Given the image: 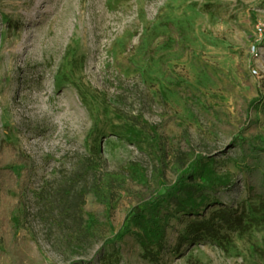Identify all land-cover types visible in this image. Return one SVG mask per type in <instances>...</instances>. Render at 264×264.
<instances>
[{"label": "rangeland", "instance_id": "374dc122", "mask_svg": "<svg viewBox=\"0 0 264 264\" xmlns=\"http://www.w3.org/2000/svg\"><path fill=\"white\" fill-rule=\"evenodd\" d=\"M261 101L264 0H0V152L21 177L0 264H264L239 142L264 146Z\"/></svg>", "mask_w": 264, "mask_h": 264}, {"label": "trees", "instance_id": "16d2710c", "mask_svg": "<svg viewBox=\"0 0 264 264\" xmlns=\"http://www.w3.org/2000/svg\"><path fill=\"white\" fill-rule=\"evenodd\" d=\"M187 91V90H186ZM249 105H246V110ZM259 109L264 114V102L257 104ZM239 142L242 144V155L240 159L242 170L246 173L247 184L249 187V194L252 197L258 198L261 202H264V146L257 143L255 140L247 139L244 137L239 138ZM16 158L13 150L9 146H6L0 152V223L6 228H11V213L14 209V202L10 194L11 188L17 186L20 182V175L16 172L14 167L10 164L11 160ZM106 184L110 182V176H106ZM99 177H96L94 183L90 185L91 192L97 198H101L100 185L98 181ZM218 212V211H216ZM224 218L222 214H217L214 218ZM227 220V218H224ZM238 223V221H235ZM155 228V229H154ZM212 226L205 222L191 224L187 231L204 230L205 232L211 230ZM146 235H141V243L147 256L152 258L158 257V254L154 255L153 248L162 246L165 231L164 227L158 223L153 224V229L148 230Z\"/></svg>", "mask_w": 264, "mask_h": 264}, {"label": "bare ground", "instance_id": "6f19581e", "mask_svg": "<svg viewBox=\"0 0 264 264\" xmlns=\"http://www.w3.org/2000/svg\"><path fill=\"white\" fill-rule=\"evenodd\" d=\"M74 106H75V102H74L73 98H70L68 100H65L62 103L61 108L63 110V113L66 114V115H68V114H74V113L77 112V110L76 111H72L71 110L72 107H74Z\"/></svg>", "mask_w": 264, "mask_h": 264}]
</instances>
